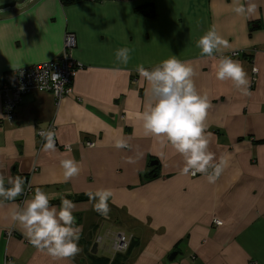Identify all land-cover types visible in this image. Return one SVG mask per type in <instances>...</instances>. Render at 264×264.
<instances>
[{
	"label": "crops",
	"instance_id": "1",
	"mask_svg": "<svg viewBox=\"0 0 264 264\" xmlns=\"http://www.w3.org/2000/svg\"><path fill=\"white\" fill-rule=\"evenodd\" d=\"M241 3L255 4L256 11L237 15L233 9ZM212 26L230 45L221 54L238 60L249 81L257 68L250 95L217 80L216 60L197 47ZM67 32L75 35L74 59L84 66L69 96L57 105L50 93H30L10 121L0 94V174L6 181L30 177L25 201L37 188L72 200L80 251L57 260L33 247L11 218L18 196L0 203V264H264V0H85L70 6L29 0L0 13V85L12 72L58 59ZM125 47L131 49L127 65L115 55ZM172 56L190 62L195 85L211 104L209 150L214 162L227 159L214 184L205 175L184 174L182 157L143 129L140 114L151 93L136 68L151 70ZM51 123L58 147L45 152L35 135ZM121 138L128 148L115 147ZM68 158L81 170L65 181L60 161ZM102 189L112 191L107 217L89 196ZM51 203L59 206L60 199ZM118 233L132 244L114 254Z\"/></svg>",
	"mask_w": 264,
	"mask_h": 264
},
{
	"label": "clouds",
	"instance_id": "2",
	"mask_svg": "<svg viewBox=\"0 0 264 264\" xmlns=\"http://www.w3.org/2000/svg\"><path fill=\"white\" fill-rule=\"evenodd\" d=\"M256 5L239 4L233 10L237 15H247L256 11ZM201 54L216 60L215 78L219 81H230L242 95H250V81L242 64L230 56L221 54L222 49L230 45L215 26L210 27L197 41ZM131 49L120 48L116 51V59L127 65ZM136 71L150 86V101L147 109L140 114L146 135L157 138L164 146H171L176 154L182 157L184 174H204L210 184H214L221 175L227 159L221 157L219 162L215 154L209 150V136L206 132V118L211 107L206 93H201L193 80L194 72L190 62H184L172 56L161 61L151 70L138 65ZM43 140V151L55 152L56 132L49 129L40 133ZM117 149L128 148L126 140L115 142ZM70 151V149H69ZM163 154V153H162ZM65 181L77 176L80 163L75 158L60 161ZM212 169L209 172V169ZM6 183L11 187H6ZM24 180L21 177H9L6 181L0 174V203L4 200L14 201L24 192ZM95 200V211L107 217L110 189L89 193ZM60 199L59 206L51 203ZM76 205L60 193H47L40 188L35 189L30 200L15 205L12 213L13 222L23 226L30 243L39 252L53 259L74 257L79 253L78 241L82 229L77 225L73 210Z\"/></svg>",
	"mask_w": 264,
	"mask_h": 264
},
{
	"label": "built area",
	"instance_id": "3",
	"mask_svg": "<svg viewBox=\"0 0 264 264\" xmlns=\"http://www.w3.org/2000/svg\"><path fill=\"white\" fill-rule=\"evenodd\" d=\"M97 1L104 2L108 0ZM75 49V35L67 32L64 35L63 51L58 59L12 72L10 77L6 78L4 83H1L0 85V94L3 96L2 110L4 117L12 121L15 108L22 102L23 97L30 93H50L55 98L57 105H59V102L63 98L69 96L72 93V82L75 76L79 71L84 69V66L74 59L73 52ZM234 56H237V54ZM257 75V68H252V76L250 79L251 87H253L257 82ZM49 129L56 132V128L53 123L48 125L45 129H39L36 131L35 137L38 142V149L43 148L44 144V140L40 133ZM85 146L90 148L94 145L92 143H86ZM56 147H58L57 139ZM35 170L36 169H34V171ZM188 175L190 178L204 176V174L200 173H197L196 175ZM29 178L30 177L28 176L25 178V190L20 195V204L23 203L31 194ZM213 223L216 227L222 225L220 221H214ZM7 235L10 236L11 233H8ZM99 241L100 238L97 239V245ZM131 244V237L128 238L124 234L120 233L115 234L111 241V251L114 254L125 253L129 250Z\"/></svg>",
	"mask_w": 264,
	"mask_h": 264
},
{
	"label": "water",
	"instance_id": "4",
	"mask_svg": "<svg viewBox=\"0 0 264 264\" xmlns=\"http://www.w3.org/2000/svg\"><path fill=\"white\" fill-rule=\"evenodd\" d=\"M29 0H0V13L15 10L18 8H21L25 6L28 3ZM158 165L157 162L150 163L151 167H156ZM97 244H95L92 248V253L94 254L96 252ZM174 256V255H172Z\"/></svg>",
	"mask_w": 264,
	"mask_h": 264
},
{
	"label": "trees",
	"instance_id": "5",
	"mask_svg": "<svg viewBox=\"0 0 264 264\" xmlns=\"http://www.w3.org/2000/svg\"><path fill=\"white\" fill-rule=\"evenodd\" d=\"M60 1L62 2V4L64 6H70V5L78 4V3L85 1V0H60ZM93 1H97V0H93ZM138 12L143 13V11H141V9H139ZM146 16L153 17V12L149 13Z\"/></svg>",
	"mask_w": 264,
	"mask_h": 264
},
{
	"label": "rangeland",
	"instance_id": "6",
	"mask_svg": "<svg viewBox=\"0 0 264 264\" xmlns=\"http://www.w3.org/2000/svg\"><path fill=\"white\" fill-rule=\"evenodd\" d=\"M98 2V1H97Z\"/></svg>",
	"mask_w": 264,
	"mask_h": 264
}]
</instances>
